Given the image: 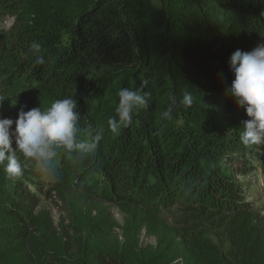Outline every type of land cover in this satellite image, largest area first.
Here are the masks:
<instances>
[{"label": "trees", "instance_id": "1", "mask_svg": "<svg viewBox=\"0 0 264 264\" xmlns=\"http://www.w3.org/2000/svg\"><path fill=\"white\" fill-rule=\"evenodd\" d=\"M0 15L16 17L0 35V118L15 121L21 109L45 110L72 97L78 138L104 129L83 159L58 150L59 178L112 203L129 201L149 222L181 204L247 224L246 194L233 167L251 149L239 139L248 117L230 91L228 61L236 50L264 42V0H0ZM34 41L39 52L30 49ZM144 79L150 106L113 135L108 120L116 115L119 89L134 90ZM185 92L193 97L190 107L180 104ZM173 101V118L162 120ZM93 178L97 183L88 186ZM29 185L0 184V264H189L183 254L185 262L174 263L179 257L165 243L154 252L109 244L104 219L61 256L29 230L38 218V196L30 190L38 186ZM252 229L243 230L245 244ZM250 252L244 247V264H264ZM199 259L216 260L211 251Z\"/></svg>", "mask_w": 264, "mask_h": 264}, {"label": "rangeland", "instance_id": "2", "mask_svg": "<svg viewBox=\"0 0 264 264\" xmlns=\"http://www.w3.org/2000/svg\"><path fill=\"white\" fill-rule=\"evenodd\" d=\"M15 23L16 17L0 15V35L8 33ZM12 146L15 148L14 142ZM259 147L254 145L257 153L251 146L242 162H235L233 167L238 174L236 180L246 194L243 209L248 219L245 225L232 214L192 211L181 204L162 212L156 222H149L144 211L129 201L112 203L84 189H74L65 178L53 179L40 172L34 160L19 152L23 175L9 179L4 166L0 165V184L11 185L17 180L26 185L37 184L38 187L30 190L38 196L35 212L38 218L29 230L42 246L55 249L61 256H64V246L71 244L76 249V243L84 238L88 228L97 226L98 219H104L108 224L109 244L125 242L137 250L154 252L165 243L172 246L179 257L174 263L185 262V257H180L183 254L189 264H202L200 255L211 251L216 258L211 264H244L247 261L242 257L244 247L250 249L251 246L250 259L254 262L264 259V150ZM57 159L56 156L55 164H58ZM86 182L88 186H95L97 179ZM130 225L135 226L136 236L128 231ZM248 225L253 229L245 244L247 238L243 230Z\"/></svg>", "mask_w": 264, "mask_h": 264}, {"label": "clouds", "instance_id": "3", "mask_svg": "<svg viewBox=\"0 0 264 264\" xmlns=\"http://www.w3.org/2000/svg\"><path fill=\"white\" fill-rule=\"evenodd\" d=\"M41 45L33 42L30 49L39 52ZM44 58L38 56L37 63ZM234 73L230 91L237 104L245 109L248 119L242 122L243 130L239 139L245 146H264V42L251 51L236 50L228 61ZM149 84L147 79L135 88H120L116 115L108 120V128L113 135H119L122 128L133 123V117L140 110L150 106L151 93L144 91ZM4 99L0 97V102ZM193 103L191 93L185 92L180 104L190 107ZM176 106L173 101L160 113L162 120H171ZM80 113L72 97L58 99L42 110L35 107L28 111L22 109L17 119L0 118V165L9 179L23 175V167L17 152L34 160L40 172L56 179L55 158L63 149L67 153H76L80 159L95 152L104 137V129L92 130L89 139H79ZM13 125L15 127L13 128ZM13 142L15 148H13Z\"/></svg>", "mask_w": 264, "mask_h": 264}]
</instances>
